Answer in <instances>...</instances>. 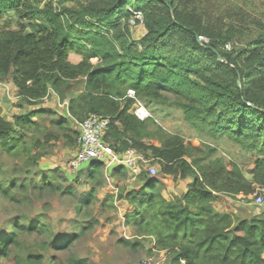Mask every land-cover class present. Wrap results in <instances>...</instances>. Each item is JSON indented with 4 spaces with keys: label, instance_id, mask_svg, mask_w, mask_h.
<instances>
[{
    "label": "trees",
    "instance_id": "1",
    "mask_svg": "<svg viewBox=\"0 0 264 264\" xmlns=\"http://www.w3.org/2000/svg\"><path fill=\"white\" fill-rule=\"evenodd\" d=\"M34 2L0 0V17L14 11L20 18L17 29L0 30V82L12 81L16 106L21 109L10 118L0 111V155L24 159L21 165L13 164L8 175L0 170V195L20 203L23 197L14 191L26 194L27 188L26 179L22 182L17 175L37 168L53 142L63 139L64 145L73 147L74 119L81 121L91 112L108 115L111 123L104 140L119 151L129 145L149 151L162 174L150 178L142 173L139 187L121 186L116 192L132 207L125 221L133 226L134 237L153 238L158 249L168 251L170 264H264V212L248 219L213 206L220 194L246 195L254 181L264 184V113L259 110L264 109V22L249 15V24L218 26L196 8L178 6L174 0H56L58 7L47 1L42 8ZM135 12L142 15L146 29L137 41L128 39L126 25ZM25 18L28 25L22 22ZM199 36H206L208 42H199ZM228 42H232L229 49ZM179 48L186 58L170 60L168 56ZM80 77L83 89L65 99L70 82ZM128 90L134 91V97L127 95ZM50 91L61 102L67 101L69 115L44 106ZM136 102L157 116L158 105L175 107L201 143H186L177 132L160 145L147 143L145 139L152 136L148 122L154 123V118L140 120L133 113ZM36 116L43 117L36 120ZM217 143L232 144L251 161V179L239 164L228 165L222 155H216ZM83 168L74 177L61 168L50 169L51 175L42 173L40 182L32 185L40 191L72 194L73 183L64 186L54 178L60 172L75 182ZM103 168L99 161L86 166L88 178L98 187ZM108 171L113 178L126 174L122 166ZM165 176L191 181L180 195L165 198ZM98 187L83 193L80 203L90 204ZM22 231L45 233L47 227L17 218L10 231L0 236V255L7 264H42L41 252H25L27 247L18 237ZM136 240L121 237L118 242L136 248L141 246ZM67 244L41 242L37 247L61 249ZM69 262L87 264V259Z\"/></svg>",
    "mask_w": 264,
    "mask_h": 264
},
{
    "label": "rangeland",
    "instance_id": "2",
    "mask_svg": "<svg viewBox=\"0 0 264 264\" xmlns=\"http://www.w3.org/2000/svg\"><path fill=\"white\" fill-rule=\"evenodd\" d=\"M38 1V0H37ZM47 1H52L54 7H58L56 0H40L34 2L35 6L42 8L43 4ZM175 4L180 6L181 4L188 6L189 8H196L207 21L216 22L218 26H226L229 22H239L249 24V15L259 18L261 22H264V1L263 0H174ZM71 5L72 2H66ZM240 12H245L238 15ZM247 18L245 21L241 20ZM20 18L14 11L3 13L0 17V30L7 29V26L12 29H17L16 22ZM41 21V20H40ZM24 25H28L29 20L27 18L22 20ZM128 27L127 37L129 40H139L145 33L146 29L142 22V15L136 14L128 20L126 23ZM253 27H255L253 25ZM29 30L30 28L27 27ZM200 37V36H199ZM199 40L208 42V38L203 36V39ZM115 43L116 48L118 45ZM232 42H228L226 48H230ZM170 60L176 61L186 58V52L184 49L179 48L175 53L170 54ZM78 60L79 57H76ZM74 60V58L72 57ZM91 62L97 63L96 58H92ZM84 86V78H78L70 82V90L65 99H68L71 95L79 93ZM171 96V95H170ZM58 101L61 102L57 95L53 91L47 95L43 100L45 107H49L51 110L58 113L63 112L59 107ZM18 99L14 103L17 107ZM13 104V105H14ZM137 105H133L134 107ZM158 105V104H157ZM163 109L158 108L159 116L152 114L148 109L149 117L154 118V123L148 122L147 131L152 135L145 141L149 144L160 145L164 138L171 133H180L184 136L185 142L191 143L196 146L201 143L200 139L193 136V132L188 130L182 120L181 113L175 107L170 105L160 104L158 105ZM31 107V108H28ZM28 109H32V106H28ZM18 108V107H17ZM145 108V107H144ZM146 109V108H145ZM146 109V110H147ZM24 109H22L23 111ZM1 111V109H0ZM12 109L8 112L12 115ZM163 115L164 117L160 116ZM43 116H36V120H40ZM147 119V118H146ZM144 119V120H146ZM46 127L52 131L56 128L50 127L48 124ZM205 140V139H204ZM63 139L55 141L52 146H47L50 153L43 156L37 168L30 169V173H19L17 178L22 182L25 180L27 193H19L18 190L14 191L20 195L21 202H12L3 198L0 195V236L5 235L10 231L12 221L17 218L21 219V222L26 224L30 223L35 225L37 221H40L47 227V232L41 233H28L22 231L18 235L19 239L25 243V247L29 248L25 250L39 251L44 255L42 264H70V258H86L87 264H131L140 261L147 256H156L159 259L164 260L160 264H170V256L166 249H158L155 246V240L149 238V236L134 237V228L125 221V213L131 211L132 207L129 203L123 199L116 197V192L119 187L125 186L127 188L139 187L134 183H121L123 178H112L108 172L103 169L102 175L97 178L99 180V187L96 186L95 181H91L87 176L86 166L88 163L81 166L82 173L78 176L75 182L69 180L68 177H64L62 174L56 176L55 182L62 185H75L73 193H60L58 191H50L48 189L40 191L33 183H39L41 174L46 173L51 175L50 169L61 168L67 171L73 177L76 172H69L67 164L71 158L73 151L72 147L68 148L63 144ZM207 141V140H206ZM220 143V142H219ZM217 143L218 151L216 155H222L225 162L232 161L239 164L244 171V174L248 179L252 178V163L243 156H240L237 148L232 144L220 145ZM190 159V158H188ZM22 157H10L6 154L0 155V170L3 174H9L13 164L21 165L23 162ZM44 171H39L38 169ZM38 170V171H36ZM161 171L156 176L161 177ZM191 178L186 179L173 178L171 176H165L163 179V190L167 198L180 195L185 189H187L188 183ZM33 182V183H32ZM96 188L94 197L90 204L80 203L82 194L86 193L90 187ZM252 191L259 189L264 184L253 182ZM174 192L176 194H174ZM250 192V193H251ZM169 193V194H168ZM113 194L114 198H109L107 195ZM238 195V194H237ZM231 197L225 194H220L213 202L214 208L219 212L230 211L236 213L240 218H251L253 216L260 215L264 212V204H254L248 198L242 199ZM105 197V198H104ZM78 205H81V209L77 210ZM89 221H92L89 224ZM40 229V228H39ZM77 234L76 237H72L73 234ZM129 238L135 241H140L141 246L136 248H130L122 245L118 242L119 238ZM41 242L50 244L63 245L65 247L61 249H45L41 250L37 247ZM7 246V247H6ZM6 248L8 244H6ZM5 247L3 249H5ZM264 256V254H263ZM0 264H7V259L0 255Z\"/></svg>",
    "mask_w": 264,
    "mask_h": 264
},
{
    "label": "built area",
    "instance_id": "3",
    "mask_svg": "<svg viewBox=\"0 0 264 264\" xmlns=\"http://www.w3.org/2000/svg\"><path fill=\"white\" fill-rule=\"evenodd\" d=\"M140 14L139 12H135ZM199 38L203 39V36ZM227 46V45H226ZM127 95L134 97V91L128 90ZM67 103V102H65ZM134 107L133 113L140 119L148 118V111L139 103ZM69 115V113H68ZM74 126L77 130L75 145L71 148L73 154L67 164L70 172L78 171L83 164L91 161H99L103 164L104 169L108 170L116 166H122L125 169L124 183H139V175L145 173L148 177L153 178L159 172L157 159L149 152L137 149L129 145L122 150H116L111 144L104 140V135L111 123V117L91 112L81 120L74 119ZM131 143L130 139H127ZM238 198H248L254 204H264V186L252 191L249 194L239 193ZM164 260V257H163ZM161 259L152 255L131 264H160ZM183 262V261H182Z\"/></svg>",
    "mask_w": 264,
    "mask_h": 264
},
{
    "label": "crops",
    "instance_id": "4",
    "mask_svg": "<svg viewBox=\"0 0 264 264\" xmlns=\"http://www.w3.org/2000/svg\"><path fill=\"white\" fill-rule=\"evenodd\" d=\"M16 101H17L16 88L14 87L12 81L0 82V109H1V113L3 115H5L7 118H10L14 113H18L21 111V109L15 107L14 103ZM65 102H67V101H65V100L63 102L58 101V105L60 108H62V111H63L60 113L63 115H68V112H67L68 103H65ZM26 107H28V106H26ZM11 109H12L13 113H12V115H9L8 112L11 111ZM25 110H26V108H25ZM105 171L109 172L106 169H105ZM115 179H117V178H115ZM121 183H123V180H121ZM185 191H186V189H185ZM174 194H176V193L174 192ZM163 195L165 198H167L166 197L167 195L165 193H163Z\"/></svg>",
    "mask_w": 264,
    "mask_h": 264
},
{
    "label": "water",
    "instance_id": "5",
    "mask_svg": "<svg viewBox=\"0 0 264 264\" xmlns=\"http://www.w3.org/2000/svg\"><path fill=\"white\" fill-rule=\"evenodd\" d=\"M198 41H199V42L201 41V40H199V37H198ZM218 59H219V60H222L220 56H218ZM237 82H238V85H240V79H238ZM248 104H249L250 106L256 108V106H255L253 103L248 102ZM259 110H260L261 112L264 113V109L259 108Z\"/></svg>",
    "mask_w": 264,
    "mask_h": 264
}]
</instances>
